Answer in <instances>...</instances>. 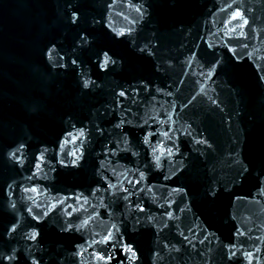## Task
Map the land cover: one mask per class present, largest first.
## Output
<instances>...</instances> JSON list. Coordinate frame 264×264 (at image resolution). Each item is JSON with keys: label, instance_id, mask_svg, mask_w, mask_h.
<instances>
[{"label": "water", "instance_id": "obj_1", "mask_svg": "<svg viewBox=\"0 0 264 264\" xmlns=\"http://www.w3.org/2000/svg\"><path fill=\"white\" fill-rule=\"evenodd\" d=\"M73 2L79 27L67 20V0H0V232L19 222L0 239V252L15 249L18 257L5 264H31L29 255L40 264H248L246 252L252 264H264V0H133L147 9L142 16L127 0ZM227 4L233 7L221 11ZM237 8L249 24L231 33L224 21ZM80 35L87 44L78 43ZM213 60L221 64L210 79ZM122 90L126 98L117 95ZM121 118L131 122L123 126L128 145L114 127ZM155 130L169 131L178 145L160 169L149 166L151 150L139 142ZM150 139L171 146L163 136ZM117 144L129 151L104 154L105 145L110 152ZM168 160L180 171L165 180ZM140 171L145 180L125 201L120 188L131 189L128 180ZM101 177L117 187L108 189ZM32 187L38 191L25 192ZM138 197L143 213L135 210ZM136 216L144 219L132 231ZM69 222L75 227L63 231ZM113 225L135 258L93 242ZM32 231L38 240L27 238ZM94 252L112 258L97 260Z\"/></svg>", "mask_w": 264, "mask_h": 264}, {"label": "snow or ice", "instance_id": "obj_2", "mask_svg": "<svg viewBox=\"0 0 264 264\" xmlns=\"http://www.w3.org/2000/svg\"><path fill=\"white\" fill-rule=\"evenodd\" d=\"M235 2H236V0H233V4ZM233 4H227L225 7H222L220 10L221 11H227V9H231L233 7ZM127 6L134 7L135 11L140 13L141 16L143 15L144 11H147V9H143L142 10V7H143L142 5L141 6H136L133 3V0H127ZM107 7L111 8L112 7V3H109L107 5ZM67 11H68L67 20H68L69 24H71L73 26H76V27H79V22L82 19V13H81L80 7L76 3H74L73 0H67ZM92 19H93V23L94 24H101L102 23V20L96 19L95 17H93ZM126 19H127V17H126ZM233 21H240V23L236 24L235 26H231ZM134 22L135 21H130V23H134ZM248 24H249V21L245 18V15L242 14V12L238 8L236 10L230 12L229 13V18L224 21V27L228 30V32H231V33H237L238 30L244 29L245 26L248 25ZM131 31H132L131 28L128 29V34H130ZM116 35L117 36H124L125 32L124 31H119V32L116 33ZM240 35H244L243 32H240ZM228 38H229V40L232 39L231 36H229ZM245 38H247V37L245 36ZM78 43L83 45V44H87L88 41H87V39H86V37L84 35H80L78 37ZM208 47L212 48L213 45L209 44ZM226 47H227L229 52H235V50L233 48L228 47L227 45H226ZM244 47H247V45H244ZM52 51H53L52 49H48V53H49L48 59L49 60H51L50 53ZM140 51L144 52V49H140ZM249 55H251V53H249ZM60 59H63V57H60ZM71 63L73 65H75L76 64V60H72ZM107 63H109V57H108V53L105 52L104 53V62L100 66L103 68L104 65H106ZM111 63L113 65H115L116 61L115 60H111ZM220 64H221L220 60H213V61L209 62V64L206 65L208 67V71H207V73L205 75L208 78L211 79L213 77L217 67ZM53 66L54 67H64V65H62V64H54ZM260 79H261L262 82H264V76H261ZM91 84L95 85V81H91ZM81 87L83 89H86V90L89 89L90 81L87 80V79H84L82 81ZM117 95L120 96V97H125L126 98V92L123 91V90L120 91ZM195 99H196V97L193 96L192 99L188 101V104H191ZM188 104H186L185 107H187ZM117 105L119 106V102H117ZM169 119H171V117H169ZM125 123L131 124L130 121H125V119L121 118L119 120V122L114 125V127L116 129H120L121 130L118 133V135H119L120 139L123 141V143L125 145H128L129 144V140L127 139L128 133L123 131V126L125 125ZM145 124H147V120H145ZM135 126L143 128V125L137 124ZM97 131H101L102 132V129H100L99 126H97ZM79 135H80V137H84V129L83 128L80 129ZM157 135L163 136L165 140L171 141V146L170 147L167 146L164 143L163 140H157L155 143H153L152 140L150 139V137H154V136H157ZM139 142L142 143L144 146L150 148L152 160H151L149 166L150 167L154 166L156 169H160L162 167V164H161L162 158L172 157L173 155H175V153L173 151L174 148L177 149V151H178V145L176 144V142L174 140H172L169 131L159 132V130H155V131L145 132L140 137ZM195 143L203 145V144L206 143V141L197 140V141H195ZM21 147H23V146L21 145ZM208 147H211V145H208ZM108 148H109V146L105 145V149H106V151L104 153L105 155H109L110 154L112 156H116V155H118V151H124V152L129 151V149L127 147L121 149L119 144H117L114 148H112L110 152L107 150ZM17 151H19V149H17ZM157 153H159V155H157ZM70 155H72L73 157H77V152L70 153ZM131 155L132 156H137L138 153L137 152H131ZM12 158H15L14 159V163L15 164H19L20 163V158L17 156L16 152H11L9 154V159H12ZM35 160H36V163L34 165L35 168L36 169H40L41 168V163L43 162L42 156L35 157ZM61 163H63V161H61ZM71 163H72L73 166H75L76 163H77V159H73L71 161ZM168 163L172 165V169L173 170H172V174L171 175H168V174L164 175V179L165 180H170L173 175H176V173L178 171H180L179 169L176 168V166L174 164H172L171 160H168ZM101 168H103V162H101ZM247 171H248V169L244 168L243 171L240 173V175H243V172H247ZM33 175H35V173ZM101 179L104 180V183L107 185L108 189H112V188L117 187V185L112 184L110 182V180L104 179V177H101ZM144 180H145V174H144L143 171H140L138 178H136L134 176L132 179L128 180V183L130 185H132V188L131 189L124 188V187L120 188V191L126 193L123 196V199L125 201H129L130 197L132 195L136 194V192L134 190ZM8 187L11 188V185H9ZM28 191L36 193L38 191V189L35 188V187H32L30 189L26 188L25 192H28ZM95 191L98 192L99 188L95 189ZM139 191L140 192H144L145 189H139ZM146 191L150 193V192L153 191V189L151 187H149V188L146 189ZM183 191H184L183 187H174L172 189L173 193H182ZM210 194L214 195L215 193H210ZM258 194L259 195H264V182H262V186H261L260 191H259ZM170 195L171 194H169V196ZM77 199H79V198H77ZM236 199H241V197L237 196ZM85 202H87L86 198H85ZM126 206H128V205H126ZM171 206H172V204L170 203L169 207H171ZM12 207L14 208L15 205L13 204ZM135 210H138L141 213H143L145 211V208L139 202V197L137 198V201L135 202ZM181 211H183V209H181ZM29 212L30 213L32 212L31 208H29ZM166 214L169 217V219H171L172 216H173L172 212H167ZM44 215H47V213H44ZM32 219L33 220H37L38 217L34 215V216H32ZM125 219H127V217H125ZM143 219H144L143 217L136 216L135 220L131 221V230L132 231H136L139 227H141ZM152 219L153 218L151 216L147 217V220H148L149 223H151ZM83 223L87 224L88 221L85 220V221H83ZM18 225H19L18 221H11L10 222V227H5L4 231L0 232V239H2L5 235L12 236V234L15 233L18 230ZM167 226L168 225H165V227H167ZM73 227H75V225L72 224L71 222H69L65 227H63V231H70ZM127 228H128V225L125 224V230H127ZM113 229H115V231L109 229L105 234L102 235L100 240H95L94 239L93 242L96 243V244L110 245L113 249L119 248L122 252L131 253V256L129 257V259L135 258L137 253L133 249L132 244L130 242H126L125 241V237H124V234L121 231V229L116 227L115 225H113ZM77 230H79V229H77ZM26 236H27V238H29L31 240H38L39 233L36 232V231H32L30 233H27ZM185 239H188V237H185ZM200 243H203V241H200ZM164 247L167 248L168 245L165 244ZM225 247H227V246H225ZM176 251H179V249H176ZM229 251H230L231 254L229 255L228 259L231 260L233 257L236 256V252L232 251L231 249H229ZM76 255H82V253H76ZM92 255L97 260H105V259H111L112 258L111 253H106V254L102 255V254H97V253L94 252V253H92ZM155 255H159V254L156 253ZM244 255L248 258V264H252V259L254 258V254L252 252H246V253H244ZM17 259H18V257H17V255H15V249H13L12 253H8V254L0 252V264H5L6 261L15 262ZM29 259L31 260V264H40V262L36 258L32 257L31 255H29ZM154 264H155V262H154Z\"/></svg>", "mask_w": 264, "mask_h": 264}]
</instances>
